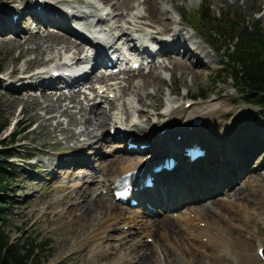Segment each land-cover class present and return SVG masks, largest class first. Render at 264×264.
I'll return each mask as SVG.
<instances>
[{
	"label": "bare ground",
	"instance_id": "obj_1",
	"mask_svg": "<svg viewBox=\"0 0 264 264\" xmlns=\"http://www.w3.org/2000/svg\"><path fill=\"white\" fill-rule=\"evenodd\" d=\"M0 1L3 2L0 4V45H7L11 53L15 50H22L16 60L22 54L36 53V56L28 61L29 63L52 65L56 57L65 54L67 58H70L72 54L73 58L70 61L74 59L77 65L84 66L83 69L80 68L77 75L69 79H59L62 84H66L65 88H60V90L56 88V82L47 81L50 71L46 69L29 72V66L23 69L15 66L0 77V98H10V110L14 105H21V114L28 111L26 103L30 100H37L38 96L33 92L45 87L40 91L44 101L40 103L38 100V107L42 113L36 112L33 116L56 140L53 148L62 151L55 157L58 163L46 164L47 169L50 170L48 176L52 172L60 173L59 170L62 168L71 169L68 174L70 176L78 170H83L85 174V170L90 168L91 163L90 158L85 154L100 156L103 159L99 166L100 169L93 171L98 175V184L102 185L101 188L109 195L116 178L127 172H136L140 168L149 167L151 161L145 159L144 156L148 157L155 151L177 152L179 148L176 144L182 146L191 139L200 141L208 151L206 158L193 163L191 167H185L186 161L183 158L173 172L165 173L167 175L164 177L155 178V187L145 191L149 196L143 204H151L153 208L158 207L161 211L152 212V210L140 207L126 212V209L119 207L116 201L113 203L104 199L102 193L101 196L97 195L91 199L94 187L74 186L70 190L68 185L64 186L63 190L66 193L59 204H71L68 210L69 215L80 211L74 216L73 221L78 227L83 225V229L85 225L90 227L82 241V246H88L95 252V255H100L104 252L101 248L103 240L107 237L106 233L118 228V223H122V226L118 228L119 232L123 228L127 230H123L119 240L122 241V246L127 247L126 250L129 253L123 256L124 261L120 264H153V262L163 264L162 260L172 264H183V257L180 259L171 256L165 246L174 241L180 246L192 243V249L197 246L198 239L205 237H208V245L219 244L225 251H228L226 240L229 236L223 231L224 223L214 219L213 215H207L206 209H211L222 219L226 217L230 222L227 228L232 230L238 222L245 224L244 218L241 217L242 214L249 219L252 215L251 210L260 204V201L253 199V196L248 193L250 187L257 192L260 184L258 176L251 175V172L258 171V169L257 171L252 169L253 160L264 154V122L260 121V109L239 104L238 94H227L202 105L193 103L188 108L185 104L168 106L165 111H163L164 103L162 106L152 103L150 108L155 113L149 114L145 110H138L137 116L143 119L139 122L133 118L131 109L134 106L126 102L127 99L121 108V116L119 113L113 114L115 102L110 95L115 94L117 97L121 94L120 97H124L132 93L133 102L135 98L143 103L145 97L141 91L149 86V77L143 75L142 84H137L134 79L128 77L124 81H114L115 83L106 85L105 83L113 79V76L98 74L101 68L99 65L101 58L107 56L110 51H113V54L117 53L123 44L129 45L128 47L135 53L141 51L143 55H148L152 50L144 45V42L150 39L160 46L159 50L170 64H174V67L188 68V61H192L194 63L193 76L199 78L204 71L213 72L212 70H215L210 65L211 63L221 62V51L218 47L212 49L215 53L212 54L205 46L207 37L187 34L183 29H179L177 26L186 25L181 17L175 22L170 17L161 20L159 15L168 13V11L161 6L160 0H146L145 3L153 7L154 17L151 24L146 23L145 25L140 24L144 16L138 13L131 15V11L134 12L133 10L143 3L141 0H63L57 4H52V0H43V2L21 0L19 3L16 0ZM98 3L105 7H100ZM17 4L19 7H16ZM79 4H85V7ZM171 4L179 13L184 12V6H178L174 0H171ZM79 7L92 9L90 16H94L95 12H100L97 23L106 22L107 24L103 29L106 35L97 38L98 49L96 57L93 56V58L88 55L89 45L74 36L77 34L78 26L73 24L79 25L81 22L82 25H90V28L85 26L86 29L92 28L87 19L90 16L88 14L87 16L84 9ZM14 14L18 18L15 19ZM72 14L76 15L71 22ZM28 16L33 17V24H42L44 32L22 30V23L28 21ZM80 16L85 18L80 19ZM145 26L156 34L151 37L147 34L142 35L145 32L143 30ZM49 29H54L56 32L51 33ZM160 33H165L168 38H159ZM101 37L105 38L107 43H104ZM152 53L153 58L156 57L154 60H157L151 65L150 72H153L151 71L153 68L154 71L170 69L162 56L157 57L155 52ZM46 54L49 55L48 58H45ZM90 62L94 63L88 69ZM61 63L57 62L56 65L59 66ZM54 69L59 70L56 66L51 72ZM138 73L142 72L134 71L133 74ZM158 74L160 73L155 72L153 75L157 77ZM85 86L90 94L83 89ZM49 88H54V90H49ZM175 91V88L171 89L172 94ZM7 92L11 95L8 96ZM188 94L186 93V96ZM154 96L159 98L157 95ZM146 97L151 98L152 96L147 93ZM98 98L100 102L96 103ZM102 102L107 104L109 110H100ZM62 117H67L69 120L66 126L61 121ZM196 118H201L202 124L192 128ZM122 120L125 124L120 122ZM71 125H81L82 129L74 132L70 128ZM110 126L115 129V134L119 137L114 136L111 141L106 139V130ZM59 133L64 135L62 139L58 137ZM179 136L183 141H177ZM128 137H131L134 142L146 144L142 153L147 154L124 158L126 154L121 150L113 153L109 159L102 156L100 151L103 147H111L115 143L123 147V140ZM62 143L65 145L64 149H62ZM96 148L99 150L92 152ZM27 153L34 156L32 151ZM41 154L46 155L47 152L41 151ZM263 164L264 159L260 166ZM217 196L220 198L211 200ZM198 202L206 207H199L200 212H197L195 216L202 217L208 227L196 228V224L198 225L202 219L192 218V221L188 223L186 215L180 212H177L176 216H160V212L166 213L173 208L184 209ZM165 206L169 209L165 210L167 208ZM258 210L259 208L255 210L256 214L259 213ZM239 217H241L240 220ZM212 223L218 226L216 234L209 231ZM189 224H192V228ZM141 236L146 239L155 236L156 240L153 244L148 243L139 239ZM261 247L263 246L260 245ZM183 251L186 253L187 250L184 248ZM104 253L108 254V251ZM191 253H195L194 249ZM197 263L195 259L190 264Z\"/></svg>",
	"mask_w": 264,
	"mask_h": 264
},
{
	"label": "rangeland",
	"instance_id": "obj_2",
	"mask_svg": "<svg viewBox=\"0 0 264 264\" xmlns=\"http://www.w3.org/2000/svg\"><path fill=\"white\" fill-rule=\"evenodd\" d=\"M52 1L58 3V0ZM208 1L212 5L211 11L214 16L212 22H210L208 18L202 20L200 8L203 0H177L175 3L178 6H184L183 16L172 7L171 0H160L161 6L166 9L168 13L160 14L159 16L161 20L170 17L174 22L179 20L180 17H183L186 25L181 24L177 27L183 29L187 34H195L196 36L200 35L202 38L207 37L205 46L212 54H215L212 49L218 47L219 51H221V62L218 64L211 63L210 65L214 67L215 70H212L213 72L206 70L199 78L193 76L194 63H192V61H188V68L184 69L174 67V64H170L169 61H166V64L170 69L121 75L120 78L117 79L118 82L131 77V79H134L137 84L143 83V75L149 77V86L141 91V93H144L145 101L142 103L134 98L133 106L135 109H131L134 119H136L138 110H145L149 114H153L154 112L150 108L152 103L161 104V106L163 103H165V106L167 103H171L172 106H178L186 104L189 100L190 102L194 101L196 105H202L206 102H210L214 98L223 97L227 94H238L239 104L243 106H253L244 103L241 92L235 88V81L227 76V72L224 71L225 69L221 70L225 67V65L223 66L222 61L224 60L226 46L223 41H218L216 44L209 43L210 36H208V32H210L212 28L215 30L220 29V27L225 24L227 18H236L238 27L235 30V33H237L247 22L252 23L258 20L264 24V0ZM7 2L9 3V1ZM16 2L19 3L21 0H16ZM2 3L3 2L0 1V4ZM18 5L19 4H17L16 7H19ZM133 11L134 12L131 11V15L134 13L144 15L146 23L153 20L154 10L148 3H142ZM256 12L259 13L256 14ZM189 14L192 15L195 20H198L196 22L200 23V21H202V24H193L189 20ZM27 20L28 21L22 23V30L24 31L31 32L34 28L38 30L39 28L42 29L44 27L42 24H38L37 27L36 25H30L32 24L30 17H28ZM158 28L161 29L162 27ZM21 51L22 50H15L11 53L7 45H0V68L8 73L15 66L19 69H23L28 66L30 68H36L37 66L41 67L45 65L43 63L36 64L34 62H28L36 56V53L22 54L18 60H16V57L20 55ZM64 56L65 54L56 57L54 60L55 63L63 61ZM83 56H85V54ZM48 57L49 55L46 54L45 58ZM178 57L182 58L183 56ZM194 60L196 61V57ZM225 68H227V66ZM155 72H159L160 74L155 77L153 75ZM154 79H156V81H154ZM172 88H175L176 90L173 94L171 93ZM84 90L87 91V94H90V91L87 88H84ZM33 93L38 95L39 91ZM147 93L152 97H146ZM186 93L189 94L186 96ZM117 94H119V91H117ZM7 95L10 96L11 94L7 92ZM154 95H157L159 98H155ZM200 95L202 98L196 97ZM132 97H134L133 94L129 93V95L124 96L121 100H116V109L121 108L125 99H127L126 102L131 103ZM38 100L40 103L44 101L40 96L37 97L36 101L30 100V102L26 103L28 108L27 113L21 114V105H14L10 110V98H0V117L2 123L9 122L10 124L3 132L2 136L3 139H6L5 143L8 147H2L0 144V152L9 150L13 155L16 154V157H14L12 162L17 166V178L13 182L10 193H8L13 199V206L11 207L10 214L6 221V232L11 236L15 243H24L28 238L36 239L38 242H48V246L45 250L38 254L39 258L32 259L29 264H120L121 261H124L122 259L123 256L129 253L126 250L127 247L122 246V241L119 240L121 233L118 228L122 226V223H118V228L106 233L107 237L102 242L101 250L104 252L108 251V254L103 252L100 253V255H95V252H93L90 247L85 245L82 246V241L85 235L89 232L90 227L85 225V228L83 229V225L78 227L73 221L74 216L78 215L80 211H76L69 215L68 210L71 204H59L66 193V191L63 190L66 185L70 187V190H72L74 186L94 187L91 199H94L97 195L99 196V193L102 192L103 188H101L102 185L98 184V175L95 174V171L93 170L100 169L99 166L102 164L103 159H101L100 156H92V154L86 153L85 155L90 158L91 163L90 168L85 170V174L83 173V170H78L74 172V175L70 176L68 174L71 169L62 168L59 170L60 173L54 174L52 172L48 176L50 170L47 169L46 164L50 162L58 163L55 157L57 154L62 153V151L53 148V146L56 145V140L50 136V133L46 131L45 127L41 126L39 121L33 116L36 112L42 113V110L38 107ZM95 102L99 103L100 98L96 99ZM102 103L100 110H108L109 108L107 104L104 102ZM254 107L260 109V121L264 122V106ZM116 109L113 112L114 114L118 112ZM248 120L252 119L248 118ZM61 121L64 126L69 122L67 117H62ZM28 126L31 128L26 132H22L23 129ZM70 128L74 132H79L82 129V126L71 125ZM109 129L111 128L109 127L106 130L107 134ZM12 132H17V134H19L17 138L19 143L12 144L10 137ZM58 137L62 139L64 135L59 133ZM82 139H84V137ZM106 139L111 141L108 136ZM64 148L65 145L63 144L62 149ZM119 149L118 145L114 144L111 147H103L100 152L104 158L106 157V159H109L113 153L116 151L119 152ZM97 150H99V148L93 149L92 152H96ZM28 151L34 152L33 159L30 162L22 160L26 158L25 156L28 155ZM41 151H46L47 154L42 155ZM135 156L137 155L127 154L124 158H133ZM263 159L264 154L259 157L257 156L252 163V169H256V171L258 169V171L256 173L251 172V175H257L260 179V184L257 192L254 191L253 187H250L248 188V193L253 196V199L258 202L260 201V204L254 206V209L251 210L252 215L249 219H246V215L242 214L241 217L244 218L245 224L238 222L235 228L229 230L227 227L230 226V222L226 217L222 219L219 215L213 213L211 209H206L207 215H213L214 219L220 220L224 223L223 231L229 236L226 240V246H228L226 249H228V251H225L222 245L217 244L212 246L208 245L207 242L198 239L197 242L194 241L197 243V246L192 248L195 253H191L192 243L180 246L172 241L171 244L165 246V248L169 250L168 252L171 256H176L180 259L183 257V264H190L195 259L198 261L197 264H264V260L258 255L259 246L262 245L264 247V164L260 166ZM28 164H31V166H28ZM112 172L114 173V171ZM82 177L84 178L81 179ZM103 198L108 199L109 202H114L111 195L106 196V194H103ZM218 198H220V196L214 197L211 200L214 201ZM117 205L123 207L120 204ZM201 206L206 207L201 202H198L196 204H190V206H187V208L185 207L184 209L178 210V208L175 212L162 213L160 216H176L177 212H180L183 215L192 214L194 217L197 212H200L199 207ZM124 207L126 208V212L130 211L127 209V206L124 205ZM257 208H259L258 214L255 213ZM231 214L232 213L230 212V215ZM241 217L238 219L240 220ZM197 220H201L200 222L203 223L202 217L197 216ZM189 225H191L192 228V224ZM198 225H200V223H198ZM210 227L209 231L212 234H216L218 231L217 224L212 223ZM197 235H199V233H197ZM139 239L148 243H150L149 240H151L148 238L146 239V237L143 238V236L139 237ZM152 239L156 240L155 236L152 237ZM157 240L159 241L158 238ZM184 248L187 250L186 253L183 251ZM188 249H190V251H188ZM183 253L185 255H183ZM162 261L163 264H172L166 260ZM154 263L155 262H153V264Z\"/></svg>",
	"mask_w": 264,
	"mask_h": 264
},
{
	"label": "trees",
	"instance_id": "obj_3",
	"mask_svg": "<svg viewBox=\"0 0 264 264\" xmlns=\"http://www.w3.org/2000/svg\"><path fill=\"white\" fill-rule=\"evenodd\" d=\"M203 2L202 18L211 22L214 19L211 5L208 0ZM236 27V18H227L220 29L210 33L211 38L214 43L223 41L227 46L225 63L244 99L252 104L264 105V24L258 20L247 22L239 33H235ZM7 126L9 122L2 123L0 117V144L5 147L8 145L2 136ZM11 140L12 144H16L17 135H12ZM13 157L16 154L9 150L0 152V264H29L32 259L39 258L38 254L45 250L48 242L28 238L24 243H15L6 232V221L13 206V199L8 193L17 178V167L9 163ZM25 157L31 158V155Z\"/></svg>",
	"mask_w": 264,
	"mask_h": 264
}]
</instances>
